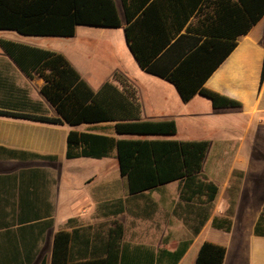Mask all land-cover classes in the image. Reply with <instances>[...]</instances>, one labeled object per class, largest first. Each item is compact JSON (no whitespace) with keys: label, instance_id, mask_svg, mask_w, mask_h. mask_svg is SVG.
Masks as SVG:
<instances>
[{"label":"crops","instance_id":"1","mask_svg":"<svg viewBox=\"0 0 264 264\" xmlns=\"http://www.w3.org/2000/svg\"><path fill=\"white\" fill-rule=\"evenodd\" d=\"M116 3L123 20L121 0ZM122 27H126L125 19ZM36 38L24 41L14 31H0V41L58 52L42 44L49 39ZM58 53L95 92L116 73L126 77L138 91L144 121L176 122L175 136L151 138L188 141L178 138L181 124L212 126L216 119L224 136L218 151L207 140L210 147L203 173L219 193L206 212L198 202L181 199L179 182L130 194L115 153L103 159L69 160L72 130L134 137L117 135L112 123L70 126L15 116L60 117L42 94L44 80L26 75L0 44V111L10 113L0 114V264H53L54 239L61 231L80 230L70 246L76 257L90 258L94 250L102 255L104 245L98 241L107 238L114 223L124 228L126 264L147 263V251L139 248L156 254L175 251L188 239L193 242L179 264H196L205 242L226 248L223 264H264V236L255 234L264 208V17L238 38L237 47L205 83L206 88L241 102V108L215 109L199 94L184 102L174 84L144 71L131 51L130 60L134 58L140 75L118 63L109 74L98 76L70 53ZM252 142L260 146L255 156ZM232 202L231 231L215 229L213 219L225 216ZM203 222L200 233L194 235Z\"/></svg>","mask_w":264,"mask_h":264},{"label":"trees","instance_id":"2","mask_svg":"<svg viewBox=\"0 0 264 264\" xmlns=\"http://www.w3.org/2000/svg\"><path fill=\"white\" fill-rule=\"evenodd\" d=\"M121 3L126 42L144 71L174 84L184 102L199 94L210 100L215 109L242 107L241 102L206 88L205 83L237 47L238 38L248 34L264 17V0ZM78 26L122 27L116 0H0V31L68 38L76 35ZM0 44L26 75L44 80L42 94L60 117L15 116L70 126L112 123L117 135L134 137L119 139L72 130L68 135L69 160L103 159L115 153L130 194L179 182L182 200L196 201L206 212L212 208L219 188L203 173L209 141L151 138L175 136L176 122L144 121L137 89L119 73L95 92L64 55L3 40ZM234 211L232 202L225 216L213 219V227L230 232ZM204 224L198 225L193 234L198 235ZM78 233L80 230L55 235L53 264H126L129 257L122 243L121 224L114 223L107 238L98 241L104 245V253L96 255L94 250L90 258L72 253L70 246ZM255 234L264 236V208ZM192 242L188 239L175 251L161 250L158 254L149 248L139 249L147 251L146 264H179ZM225 256L224 246L205 242L196 264H223Z\"/></svg>","mask_w":264,"mask_h":264},{"label":"rangeland","instance_id":"3","mask_svg":"<svg viewBox=\"0 0 264 264\" xmlns=\"http://www.w3.org/2000/svg\"><path fill=\"white\" fill-rule=\"evenodd\" d=\"M14 33L19 35L24 41L36 38L20 35L15 31ZM38 38L49 39L42 44L54 48L58 52L70 53L73 57L85 62L86 68L89 69L91 74L98 76L109 74L112 69L118 67V63H122L131 74L140 75L139 67L134 58L130 60L131 53L127 48L125 29L123 27L112 29L78 26L74 37H37L36 39ZM215 120H213L212 126L205 125L204 127H202L203 124H197V122L194 123L197 124L196 126L188 125V123L181 124L178 138L181 140H212L214 143L213 151H218L221 148L219 142L223 140L224 135L219 122H215ZM251 137L252 135L249 137L248 142H251ZM250 145L252 154L254 156L257 155L260 150L258 143L252 142ZM216 166H221V161H218Z\"/></svg>","mask_w":264,"mask_h":264}]
</instances>
